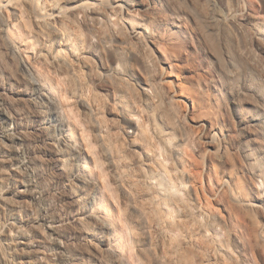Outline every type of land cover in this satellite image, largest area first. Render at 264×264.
Returning <instances> with one entry per match:
<instances>
[{"label": "rangeland", "instance_id": "rangeland-1", "mask_svg": "<svg viewBox=\"0 0 264 264\" xmlns=\"http://www.w3.org/2000/svg\"><path fill=\"white\" fill-rule=\"evenodd\" d=\"M125 2L0 0V264H264V0Z\"/></svg>", "mask_w": 264, "mask_h": 264}, {"label": "bare ground", "instance_id": "bare-ground-1", "mask_svg": "<svg viewBox=\"0 0 264 264\" xmlns=\"http://www.w3.org/2000/svg\"><path fill=\"white\" fill-rule=\"evenodd\" d=\"M127 2H125L128 5L131 6H135L138 7V10H145L147 12H149V14L154 15L155 11H156V7L157 4H160V0H149V2H151L153 4L154 7H151L152 4H148L145 2V0H126ZM162 1V0H161ZM182 1V0H181ZM185 1V0H184ZM188 1V0H186ZM209 2V1H208ZM212 2V1H210ZM209 2V3H210ZM163 4V3H162ZM207 4V2H206ZM140 6V7H139ZM213 6V5H212ZM64 18V17H63ZM215 19V18H214ZM213 20V19H212ZM173 27V26H172ZM176 29V27L174 28ZM173 36L176 38L177 43H180V38L182 37V31L174 30L173 31ZM264 52V51H263ZM242 55V54H241ZM48 97V96H47ZM241 119V118H240ZM252 124V123H251ZM253 125V124H252ZM204 128L203 131H213L214 127L211 124H206L201 126V128ZM250 127V126H249ZM253 127V126H252ZM250 129V128H249ZM244 130V129H243ZM246 131V130H245ZM246 133V132H245ZM251 133V131H250ZM254 134V133H253ZM8 136V135H7ZM6 136V137H7ZM246 136V135H245ZM64 141L66 140L65 137H63ZM216 143V142H215ZM208 144V143H207ZM216 145V144H215ZM220 147V145H219ZM211 148V147H210ZM218 148V147H217ZM211 158V157H210ZM21 191H17L13 186L7 187L5 189L2 190L1 193V197L0 200L2 201V203H8L13 199V198H17V197H21L22 195ZM93 216V215H92ZM13 218V217H12ZM12 221V220H11ZM25 223H27V221L25 222V220H20L19 222V226L17 225L15 228L13 227H9V231L10 230H16L19 232V234L13 239L12 236V241H11V247L12 249L15 251V255H17V257L21 260L20 262H18L19 264H37V262L34 260L36 258L39 257V253H40V249L38 246L35 245V243L25 234L20 233L22 226L25 225ZM11 231V232H12ZM8 232V231H7ZM6 233V232H5ZM14 234V233H13ZM5 235V234H4ZM10 235V234H9ZM7 235V236H9ZM12 235V234H11ZM6 236V235H5ZM9 242V241H8ZM10 246V245H9ZM14 254V253H13ZM16 264V263H14Z\"/></svg>", "mask_w": 264, "mask_h": 264}]
</instances>
